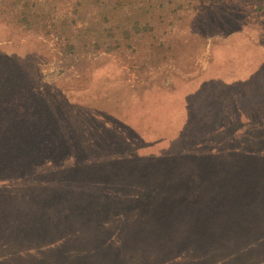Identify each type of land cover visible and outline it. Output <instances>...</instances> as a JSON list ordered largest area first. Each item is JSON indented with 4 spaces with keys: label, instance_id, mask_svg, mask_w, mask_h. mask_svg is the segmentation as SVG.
Wrapping results in <instances>:
<instances>
[{
    "label": "trees",
    "instance_id": "trees-1",
    "mask_svg": "<svg viewBox=\"0 0 264 264\" xmlns=\"http://www.w3.org/2000/svg\"><path fill=\"white\" fill-rule=\"evenodd\" d=\"M0 25L15 29L21 35L41 37L50 45L53 57L51 71L33 73L22 67L23 61L0 52V264H21L27 258L31 261L33 247L27 242L40 236L39 229L46 226L44 224H49L52 233L57 234L60 227L54 216L43 212L46 208L59 215L62 212L70 238L74 235V232L69 233L71 229L85 224L95 226L99 222L98 211L106 212L107 203L112 204L116 212L123 213L125 206L140 207L136 205L144 198L136 193L153 189L161 194L164 189L163 180L155 170L153 174L147 173V164L139 166L136 160L132 163L136 155L123 153L116 157L121 144L108 146L107 156L110 157L98 155L93 160L91 152L85 156L89 147L110 142L102 135L99 116L90 108L93 102L88 101L86 106L87 103L76 100L94 61L114 56L131 92L139 95L153 87L171 89L178 76L191 81L203 74L216 60L217 49L225 37L232 41L239 35L258 50L257 57H260L256 63L252 61L253 56L248 61L245 57L250 54L241 52L239 57H234L235 52L230 59L224 56L227 65L219 64V70L229 72L223 77L225 80H242L247 72L252 75L251 79L257 80L258 67L264 59V0H0ZM239 60L250 67L241 65L236 69L229 65L231 61L238 64ZM235 70L237 74L240 72V77L232 76ZM63 85L69 87L64 90ZM252 87L259 97L262 89ZM73 101L77 114H81L78 116L81 122L66 121L60 129L63 121L57 107L68 106ZM220 133L225 134V131ZM120 140L127 141L126 138ZM66 150L72 151L73 156H67ZM130 150L128 152L133 151ZM240 153L234 151L229 155L239 157ZM250 154L248 159H256V153ZM151 157L143 160H153ZM220 167L222 165L213 164L206 168L214 171ZM256 171H260L259 167L236 170L234 176L238 177L237 172L253 176ZM42 174L49 175L47 181H38ZM91 175L93 178L87 180ZM217 175L222 178V186L218 183L220 188L227 189L229 176L216 174L215 177ZM181 182L184 188L185 180ZM132 184L139 186V191L135 189L125 194L132 189H126ZM95 186L105 198L80 199L79 194ZM198 190L204 194L203 184ZM190 193L182 196V202L190 210L194 209L193 224H197L199 230L227 232V244L233 249L234 259L243 255L245 250L241 246L247 241L255 237L259 243L263 242V235H257L253 225L256 214L264 211L263 191L258 192L257 200L250 201L244 211L238 208L237 201L243 203L240 192L215 194L214 203L196 197L193 191ZM157 210L162 216V209ZM215 215L217 219L228 218V221L220 227H211ZM148 221L135 217L134 222ZM88 228L90 226L85 227ZM211 232H200L212 239L205 242L206 247L216 245L213 237L217 236V231ZM237 237L246 241L236 243ZM67 242H62L58 254H70L72 250L66 247Z\"/></svg>",
    "mask_w": 264,
    "mask_h": 264
},
{
    "label": "rangeland",
    "instance_id": "rangeland-1",
    "mask_svg": "<svg viewBox=\"0 0 264 264\" xmlns=\"http://www.w3.org/2000/svg\"><path fill=\"white\" fill-rule=\"evenodd\" d=\"M7 36H10L9 41ZM236 36L238 37H234L232 41L226 37L223 39L217 49L219 56L200 76L191 81L178 76L174 78L171 89L153 87L139 95L131 92L123 69L114 56H104L94 61L88 68L89 71L87 70L88 78L82 82L80 89L83 91L77 95L76 100L87 103L86 106L93 102L90 108L93 114L99 116L102 135L109 138L110 142L103 146L99 144L89 147L85 156H89L91 152L94 154L93 160L98 155L110 157L107 156L108 146L121 144L122 149L115 154L116 157L123 153L136 155L132 163L136 160L139 166L147 164V173L153 174L155 170L163 180L164 189L161 194L153 189L141 191V195L136 193L144 198L136 205L140 207L125 206L124 211L119 209L123 213L116 212L113 205L107 203L104 210L108 213L98 211L99 222L95 226L85 224L71 229L69 233L74 232V235L70 238L66 233L69 226L62 212L59 215L58 212H52L51 208L44 209V213L55 217L60 229L57 234H53L49 224H44L46 226L39 229L40 236L27 242L33 247L31 261L27 258L21 264H264V211L256 214V223H253L256 234L263 235V242L259 243L255 237L247 241L241 246L245 250L243 255L234 259L233 249L227 244V232L197 229L198 225L193 224L194 209L190 210L182 202V196L191 191L195 192L196 197L201 196L208 202H213L215 194L240 192L238 195L243 203L236 201L238 208L244 211L250 201L257 200L259 191L264 192V59L259 64L257 80L251 79L252 75H248V72L243 75L242 80H225L229 72L219 70V64H226L224 56L228 55L230 59L235 52L234 57H239L241 52L243 55L250 54L245 57L248 61L252 56L253 62L260 61V57H257L258 50L239 35ZM0 52L14 57L18 62L23 61L22 67L33 73L37 70L43 73L52 70L51 47L39 36L21 35L15 29L0 25ZM231 63L229 65L236 69L246 66L240 60L238 64L233 61ZM237 72L235 70L232 76L237 78L240 74ZM253 81L258 89H262L259 97L252 90ZM69 85H63L62 88L65 90ZM258 101L262 103L256 104ZM57 110L64 122L60 129L64 128L66 121L81 122L78 119L81 114H77L74 101L69 102L68 106L57 107ZM87 131L88 127L85 132ZM220 131H225V134ZM96 133L100 134L98 130ZM125 138L127 141L120 140ZM128 144L131 146H126ZM130 149L133 151L128 152ZM234 151L241 152L237 155L239 157L229 155ZM250 152L257 154L253 161L248 159ZM65 154L73 156V152L69 150ZM146 156H152L153 160H143ZM213 164L222 165L221 171H209L206 168ZM257 167L260 171H256L253 176L246 175V172L240 173L241 171L237 172L238 177L234 176L236 170H255ZM216 174L229 176L227 189L220 188L218 183L222 186V178L219 179V175L215 177ZM45 175L42 174L38 181H47L49 175ZM92 178L91 175L86 179ZM181 180H185L184 188ZM2 182L7 184L8 180ZM202 184L204 194L198 190ZM137 185L128 186L126 189H132L124 193L128 195L135 189L139 191ZM100 191L95 186L79 194V197L97 201L98 198H105L99 195L103 194ZM157 209H162V216ZM135 217L149 221L144 224L136 223ZM161 220L164 223H160ZM227 221L228 218L217 219L215 215L210 226L217 228ZM86 226L90 228L85 229ZM204 230L209 234L217 231V236H212L216 242L212 243L216 245L205 246V242L212 239L207 234L200 233ZM218 233L223 234L219 236ZM89 234L91 237L87 238ZM63 241H68L66 247L72 250L69 255L58 254ZM245 241L244 238L237 237L235 242Z\"/></svg>",
    "mask_w": 264,
    "mask_h": 264
}]
</instances>
